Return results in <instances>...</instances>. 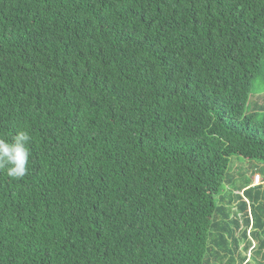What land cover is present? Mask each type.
<instances>
[{
  "label": "trees",
  "instance_id": "1",
  "mask_svg": "<svg viewBox=\"0 0 264 264\" xmlns=\"http://www.w3.org/2000/svg\"><path fill=\"white\" fill-rule=\"evenodd\" d=\"M257 81L264 0H0V264H264Z\"/></svg>",
  "mask_w": 264,
  "mask_h": 264
},
{
  "label": "clouds",
  "instance_id": "2",
  "mask_svg": "<svg viewBox=\"0 0 264 264\" xmlns=\"http://www.w3.org/2000/svg\"><path fill=\"white\" fill-rule=\"evenodd\" d=\"M32 136L27 130H17L7 139L0 137V171L13 179L25 177L31 160Z\"/></svg>",
  "mask_w": 264,
  "mask_h": 264
},
{
  "label": "rangeland",
  "instance_id": "3",
  "mask_svg": "<svg viewBox=\"0 0 264 264\" xmlns=\"http://www.w3.org/2000/svg\"><path fill=\"white\" fill-rule=\"evenodd\" d=\"M257 85L260 87V88H258V89H254L253 91H254V93L253 94H255L256 95V97L258 96L257 94H256V92H258V91H260L259 93H264L263 91H264V84H262V82L261 83H259V81H257L256 82V86H255V88L257 87ZM257 90V91H256ZM259 119V121H262L263 120V118L262 117H259L258 118ZM250 167H255L257 170H258V172H256L257 174L259 173L262 177H264V164H262V163H258V162H256V161H249V160H246V159H244V158H241V157H233L232 159H231V161H230V166H229V169H230V174H233V175H235V176H237L238 174H242L244 171L246 172V178L248 179V180H251L252 181V178H253V176H254V174H255V172L253 171H251L250 170ZM253 174V175H252ZM236 179H237V185H239V179L240 178H238V177H236ZM251 185V184H250ZM235 194H237V192L234 190L233 191ZM255 246V244H253L252 245V248ZM251 248V249H252ZM247 258L248 259H252V256H251V253L249 252L248 254H247ZM251 262H252V264H256V263H254L252 260H251Z\"/></svg>",
  "mask_w": 264,
  "mask_h": 264
},
{
  "label": "built area",
  "instance_id": "4",
  "mask_svg": "<svg viewBox=\"0 0 264 264\" xmlns=\"http://www.w3.org/2000/svg\"><path fill=\"white\" fill-rule=\"evenodd\" d=\"M261 185V178L259 175H254L252 183H251V187H255V186H259Z\"/></svg>",
  "mask_w": 264,
  "mask_h": 264
}]
</instances>
